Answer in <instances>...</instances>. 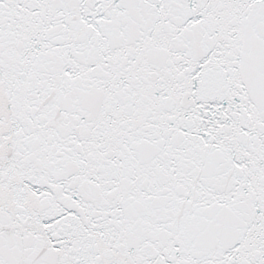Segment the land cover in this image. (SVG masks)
<instances>
[{
  "label": "snow or ice",
  "instance_id": "snow-or-ice-1",
  "mask_svg": "<svg viewBox=\"0 0 264 264\" xmlns=\"http://www.w3.org/2000/svg\"><path fill=\"white\" fill-rule=\"evenodd\" d=\"M0 264H264V0H0Z\"/></svg>",
  "mask_w": 264,
  "mask_h": 264
}]
</instances>
